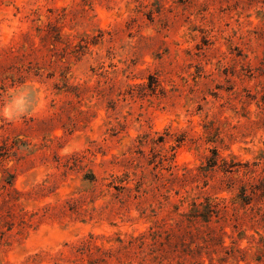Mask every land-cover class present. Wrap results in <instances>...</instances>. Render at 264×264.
Returning a JSON list of instances; mask_svg holds the SVG:
<instances>
[{
  "label": "rangeland",
  "instance_id": "374dc122",
  "mask_svg": "<svg viewBox=\"0 0 264 264\" xmlns=\"http://www.w3.org/2000/svg\"><path fill=\"white\" fill-rule=\"evenodd\" d=\"M17 93L0 264H264V0H0ZM178 225L194 257L130 243Z\"/></svg>",
  "mask_w": 264,
  "mask_h": 264
},
{
  "label": "trees",
  "instance_id": "16d2710c",
  "mask_svg": "<svg viewBox=\"0 0 264 264\" xmlns=\"http://www.w3.org/2000/svg\"><path fill=\"white\" fill-rule=\"evenodd\" d=\"M208 207H209L208 209L209 212L211 213L216 212V210L212 208V205H209ZM197 208L198 207L196 206V211H197ZM183 216H187L188 217L187 219L189 222H194V220L197 219L201 215H198L195 212L193 214L192 213L184 214ZM178 227L179 229L172 228L170 230L163 229L162 227H158V229H154L153 227H151L150 232L143 233L135 237L130 243L131 244H133L134 242L139 243V246L141 248L145 246H150V245L153 246L152 248H155V249H151L152 250L151 254H155V258L156 259L160 258L161 261L165 259V258H162L163 256H165V254L172 255L173 257L179 256L177 254L180 252L181 247H183V252L188 251L187 255H192L194 257L195 249L191 248L190 246H186L188 244L184 240L176 241V237L178 236L177 233L178 231H180L181 225H178ZM148 240H151L152 244L151 243L149 244ZM157 243H159V245H157ZM192 243H195V242H191L189 245H191ZM156 246H159V249L156 248ZM198 248H202V246H198ZM157 251H160V252L158 253ZM184 260H186V258ZM179 263L181 264L182 262H178V264Z\"/></svg>",
  "mask_w": 264,
  "mask_h": 264
},
{
  "label": "clouds",
  "instance_id": "9594fccd",
  "mask_svg": "<svg viewBox=\"0 0 264 264\" xmlns=\"http://www.w3.org/2000/svg\"><path fill=\"white\" fill-rule=\"evenodd\" d=\"M25 100L26 97L23 93L14 94L11 102L0 108V117L9 122H15V120L28 115L32 108Z\"/></svg>",
  "mask_w": 264,
  "mask_h": 264
}]
</instances>
